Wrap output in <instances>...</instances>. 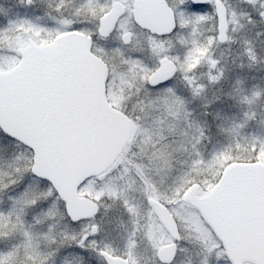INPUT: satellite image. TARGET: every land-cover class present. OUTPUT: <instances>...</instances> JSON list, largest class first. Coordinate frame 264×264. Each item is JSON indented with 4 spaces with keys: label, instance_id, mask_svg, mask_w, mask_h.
I'll list each match as a JSON object with an SVG mask.
<instances>
[{
    "label": "snow or ice",
    "instance_id": "snow-or-ice-1",
    "mask_svg": "<svg viewBox=\"0 0 264 264\" xmlns=\"http://www.w3.org/2000/svg\"><path fill=\"white\" fill-rule=\"evenodd\" d=\"M246 2L259 3L264 20V0ZM16 3L32 7L34 0ZM165 4L171 23L161 28L139 16V0H56L61 18H52L60 25L53 28L0 0V142L25 150L0 153V264H92L93 257L99 264H138V231L154 264H178L186 251L181 242L190 240L225 264H264V139H235L255 112L221 128L233 142L207 160L195 152L167 190L152 178L153 171H173L178 149L167 137L176 134L175 122L191 131L193 150L207 138L190 122L177 85L195 99L220 82L224 70L212 49L231 42L228 28L237 23L223 0ZM69 5L71 18H63ZM209 21L212 34L204 36ZM87 23L92 27L81 26ZM244 53L255 63L247 41ZM204 66L207 84L195 76ZM259 97L253 92L240 103L251 107ZM116 128L127 134L98 160ZM133 137L142 141L143 158L133 151ZM178 143L184 148V140ZM136 184L148 210L142 225L140 209L125 196ZM107 200L119 201L134 224L122 253L97 239L96 218Z\"/></svg>",
    "mask_w": 264,
    "mask_h": 264
},
{
    "label": "rangeland",
    "instance_id": "rangeland-1",
    "mask_svg": "<svg viewBox=\"0 0 264 264\" xmlns=\"http://www.w3.org/2000/svg\"><path fill=\"white\" fill-rule=\"evenodd\" d=\"M9 2L15 6L14 11L18 12L21 17L44 26H47L48 23H52L53 28L60 26L58 23H53L52 19L59 20L61 18L53 11L56 0H34L32 7L19 6L16 0H9ZM223 5L227 9L229 17L234 13L237 19L236 25H229L231 42H225L223 46L218 47L219 53L215 57L212 55L214 59L220 61L218 66L224 70L223 78L219 83L208 86L205 92L195 99L184 90L182 85H177V91L184 98L187 109L191 113L190 122L202 128L207 138L196 144L195 150H193L192 143L194 141L188 142L192 135L191 131L183 122H175L176 134L167 137V142L171 144L172 148L178 149L173 153V171L170 173L153 171L152 173L153 180L157 182L162 191L172 185L173 177L188 170L189 164L195 158V152H199L207 160L213 153L223 150L232 143L233 138L226 132H221L220 129H228L234 124L241 123L245 112H255V119L249 121L241 135L235 139L240 140L241 143H246L252 138L260 139L261 137L264 139V20H261L258 15L259 3L254 6L246 0H223ZM71 11L72 6L69 5L63 12V18H71ZM52 24L49 27H52ZM81 26L91 28L92 24L87 23ZM138 38L143 40L144 36L140 35ZM245 41L249 42L254 50L255 63H252L244 53ZM101 46H103V42H101ZM227 49L231 50L228 57L222 56L221 52L226 53ZM146 62H150L147 57ZM207 71V67L204 66L195 73L198 82L208 83ZM253 92L260 93L257 103L251 107L240 103L242 97L251 96ZM145 126L151 127V121L145 122ZM182 130L188 132L187 137L180 136ZM179 140L185 141L184 148L187 151L180 147ZM131 142L136 144L133 149L136 157L143 158L142 141H137L133 137ZM24 151L20 147L0 142V153L6 158ZM127 180L128 178L125 177L118 183L124 185ZM125 196L130 203L140 209L142 218H137L138 224L146 223L148 210L139 185H133L131 189L126 190ZM96 219L101 226V233L97 238L99 244L101 246L109 245L117 253L124 252L126 243L133 233L134 224L129 215L121 208L120 202L104 201V206L101 207L100 214ZM135 239L137 246L134 251L138 264H154L152 250L144 239L143 231L136 232ZM181 247L186 251L178 253V264H225L224 260H216L214 256L206 257L205 253L196 246L195 241L181 242Z\"/></svg>",
    "mask_w": 264,
    "mask_h": 264
},
{
    "label": "water",
    "instance_id": "water-1",
    "mask_svg": "<svg viewBox=\"0 0 264 264\" xmlns=\"http://www.w3.org/2000/svg\"><path fill=\"white\" fill-rule=\"evenodd\" d=\"M140 7L138 9L139 16L150 25L163 28L171 23V10L165 4V0H139ZM127 133L120 128L114 129L113 137L108 144L105 145L97 159L102 160L104 155L114 147L115 142ZM259 164V162H257ZM250 165H245L249 167ZM211 227L212 225L209 224Z\"/></svg>",
    "mask_w": 264,
    "mask_h": 264
},
{
    "label": "flooded vegetation",
    "instance_id": "flooded-vegetation-1",
    "mask_svg": "<svg viewBox=\"0 0 264 264\" xmlns=\"http://www.w3.org/2000/svg\"><path fill=\"white\" fill-rule=\"evenodd\" d=\"M226 10H227V9H226ZM207 14L210 15V16L213 15L212 10L209 9V12H208ZM213 23H214V21H209V23L205 25L204 30H203V35H204V36H208V35H211V34H212V33L209 31V29H211V28L213 27ZM254 30H256V28H254ZM228 34L231 35V34H230V28H228ZM201 38L203 39V37H201ZM224 44H225V42H223V43H219L218 46L214 47V48L212 49V53H211V55H213V56L215 57V56L219 53V51H220V49H219L218 47L223 46ZM223 51H224V50H223ZM230 52H231V50H228V49H227V52H226V53H222V52H221V54H222V56L228 57V55L230 54ZM98 263H99V262L96 260V258L93 257L92 264H98Z\"/></svg>",
    "mask_w": 264,
    "mask_h": 264
},
{
    "label": "trees",
    "instance_id": "trees-1",
    "mask_svg": "<svg viewBox=\"0 0 264 264\" xmlns=\"http://www.w3.org/2000/svg\"><path fill=\"white\" fill-rule=\"evenodd\" d=\"M50 24H52V23H48L46 27H49ZM53 26H54V25L52 24V27H53ZM260 139H262V138L260 137ZM20 148H21V149H24L22 146H20Z\"/></svg>",
    "mask_w": 264,
    "mask_h": 264
}]
</instances>
